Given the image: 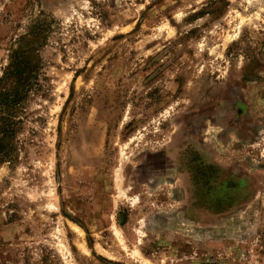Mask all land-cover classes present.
<instances>
[{"label":"rangeland","instance_id":"rangeland-1","mask_svg":"<svg viewBox=\"0 0 264 264\" xmlns=\"http://www.w3.org/2000/svg\"><path fill=\"white\" fill-rule=\"evenodd\" d=\"M30 48L0 264H264V0H0Z\"/></svg>","mask_w":264,"mask_h":264},{"label":"trees","instance_id":"trees-1","mask_svg":"<svg viewBox=\"0 0 264 264\" xmlns=\"http://www.w3.org/2000/svg\"><path fill=\"white\" fill-rule=\"evenodd\" d=\"M36 48L16 55L0 77V160H11L21 122L18 112L34 86L40 68ZM17 53V51H16ZM15 54V53H14Z\"/></svg>","mask_w":264,"mask_h":264},{"label":"crops","instance_id":"crops-1","mask_svg":"<svg viewBox=\"0 0 264 264\" xmlns=\"http://www.w3.org/2000/svg\"><path fill=\"white\" fill-rule=\"evenodd\" d=\"M231 182L232 179L231 180H228L226 178L224 179L221 195H220L221 197L218 199L222 203V205H224L223 207H226V209H223L224 214H222V217L224 219L229 216L228 213H233L235 207H239L240 205H244V204L249 205L250 203L252 205L253 203H259L261 201V196L257 195L256 194L257 192H253V189H248L249 186L246 184V182L238 180L236 185L230 184ZM246 191H249L251 195L247 200H244ZM216 198L218 197H214L215 201ZM246 235H250V234L248 233ZM260 244H262V246L264 247V243L261 242ZM252 250H256V249L254 248ZM243 251L244 252L250 251V249L246 248Z\"/></svg>","mask_w":264,"mask_h":264}]
</instances>
